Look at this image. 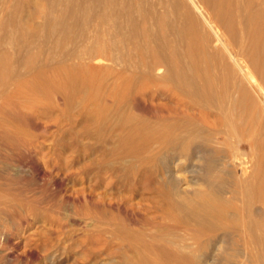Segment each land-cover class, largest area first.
Here are the masks:
<instances>
[{
  "label": "bare ground",
  "instance_id": "6f19581e",
  "mask_svg": "<svg viewBox=\"0 0 264 264\" xmlns=\"http://www.w3.org/2000/svg\"><path fill=\"white\" fill-rule=\"evenodd\" d=\"M31 102L77 108L104 155L79 164L105 190L79 260L264 264V0H0V189L37 153L15 124ZM40 243L30 259L54 263Z\"/></svg>",
  "mask_w": 264,
  "mask_h": 264
},
{
  "label": "rangeland",
  "instance_id": "374dc122",
  "mask_svg": "<svg viewBox=\"0 0 264 264\" xmlns=\"http://www.w3.org/2000/svg\"><path fill=\"white\" fill-rule=\"evenodd\" d=\"M34 20L36 22L38 21L37 18ZM37 48L38 47H34L32 50H41V48ZM202 63L203 61L199 63L200 68H203L204 65L206 66V63H203L204 65ZM210 72L214 77L218 73L217 69L212 66L210 67ZM26 77H35L33 71L27 72ZM28 94L32 99L41 98V96H39L40 94L33 92L31 89L28 90ZM33 103L34 102L28 103L26 107L22 108L19 112L22 116L21 120L20 122L16 121L15 124H18V126L21 125L28 131L29 136H27L30 141L39 146H33L37 149V153L32 151L26 154L23 152L20 161H18L17 164L16 162L14 163L16 167L20 165L19 167L22 172L18 176L19 178L17 177L11 187L4 188V186H2L3 188L0 189V192H4L0 193V200L5 198L6 200L10 199L11 203L6 201V203L8 202V208L6 209L12 211L4 213L3 209L6 205H0V209H2V213H0V264H43L41 261H37V259L35 261L34 259L32 260V258L30 259L29 250L31 251V249L40 242L41 245L44 240L53 242L55 244L54 247L57 246L58 248L56 251L58 255L57 258H55L54 263L50 264H96L98 261L104 262L109 258L107 255L108 250L105 251L104 248L101 252L94 253L92 257L86 261L82 262V260L78 258V252L85 246L83 239L95 238L97 234V232L93 230L99 221L95 217L94 213L96 212L93 211L94 208L88 203V199L91 195L92 199L97 198L96 200H100L98 199V196H101L100 192L102 193L105 191L101 185L98 186L94 183V178H91L90 174L87 176V173H82L79 164L82 165L83 163L89 162L91 163L89 169L93 168V170H96L97 161L104 157V155L101 154L100 145L93 139L91 140L89 138L91 141L88 139L86 140L87 137L78 133L79 123H77V121L74 123L67 122V118L70 115L74 114L76 116L78 114L79 111L77 108L71 107L70 109L72 110L68 112H64V110L60 112V110L57 111L58 108H56L57 110L54 108V106L57 107L56 105L49 104L42 108L40 104L38 108V106L34 107ZM59 112L61 114H59ZM53 115L58 117L60 124H62H59L60 130L58 131L57 127L53 124L54 122L51 123L52 121H50L49 124L51 125L49 126L48 124V130L44 132L42 126L47 125L44 124V122L48 123V117L53 118ZM75 131L78 134H76ZM60 140L61 143L58 144ZM30 156H33V162L29 160ZM14 157L17 158V156ZM64 165L66 166L65 168H63ZM73 168L75 170H73ZM85 175L88 179L91 178L93 180L88 181ZM79 177L82 179L80 180ZM86 186L90 188L87 189ZM91 190H93L92 193ZM121 193L124 194V192ZM3 195H5V197ZM144 195L147 196L148 194L145 193ZM108 197L110 196L107 195L105 197L107 203L111 200L113 205L116 206L118 204L117 202H119V200L109 199ZM136 200L137 198L130 200L133 207L130 206V204L128 206L140 210L142 207H135L138 205L135 203ZM93 224L95 225L93 226ZM102 226L105 227L104 224ZM108 234L109 233H105L103 235L104 237L108 236L107 238L105 237V239L109 240L112 244L117 242ZM70 244H73V247ZM60 246L63 248H60ZM54 247H52V249ZM113 257L118 260L116 255Z\"/></svg>",
  "mask_w": 264,
  "mask_h": 264
}]
</instances>
